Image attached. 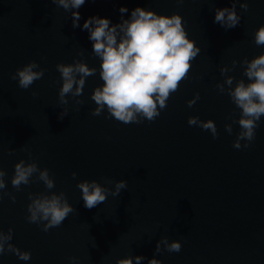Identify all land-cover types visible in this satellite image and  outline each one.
<instances>
[{
	"label": "water",
	"instance_id": "1",
	"mask_svg": "<svg viewBox=\"0 0 264 264\" xmlns=\"http://www.w3.org/2000/svg\"><path fill=\"white\" fill-rule=\"evenodd\" d=\"M241 2L245 0L236 4L240 24L226 31L213 22L214 10L231 7L230 0H86L79 9L81 27L75 29L72 10L51 0H0V169L7 173L3 191L16 197L15 203L8 196L0 200V229L7 233L12 228L11 243L31 253L27 262L6 253L0 264H73L70 257L77 258L75 264L151 259L164 237L182 248L169 253L162 244V252L155 254L162 264H264V117L250 147L235 149L240 127L232 120L239 119L240 110L215 87L227 78L219 69L231 68L233 60L237 66L227 73L235 78L233 87L241 79L248 83L240 62L264 54V46L254 43V32L264 25V0H247V12ZM121 7L129 9L125 19L136 7L180 15L188 38L201 49L189 79L151 123L125 125L106 119V110L91 115L96 105L90 97L103 81L100 60L81 28L92 16L119 23ZM74 60L98 71L86 79L82 96L68 95V104L61 105L56 65ZM33 61L39 65L34 71L45 69L44 76L21 89L10 77ZM196 93L200 99L189 108L187 101ZM65 108L67 116L60 121ZM189 117L212 120L219 137L189 126ZM226 124L232 125V134L225 131ZM20 160L48 169L55 187L47 190L36 182L16 191L11 178ZM84 180H95L111 191L115 182L124 180L127 188L88 210L77 188ZM42 192L65 193L77 210L48 232L25 219L29 193Z\"/></svg>",
	"mask_w": 264,
	"mask_h": 264
},
{
	"label": "clouds",
	"instance_id": "2",
	"mask_svg": "<svg viewBox=\"0 0 264 264\" xmlns=\"http://www.w3.org/2000/svg\"><path fill=\"white\" fill-rule=\"evenodd\" d=\"M65 11H71L72 27H81L79 21L82 19L79 9L83 7L86 0H51ZM95 2V0H88ZM183 3V0H176ZM240 0H230L231 7L216 8L214 23L219 24L226 31L240 24L241 16L237 14L236 4ZM244 12L248 11V2L240 3ZM120 22L113 24L108 18L92 16L87 18L81 28L87 31L88 39L92 45V53L99 58V76L103 81L102 86L94 88L90 99L96 107L91 112L92 116H100L107 111L106 119H115L125 125L140 124L145 120L154 122L163 110L168 107V100L180 90V84L189 79L192 61L199 55L201 49L195 41L188 38L184 28L183 18L178 14L171 16L158 15L152 10L136 7L131 10L129 18L124 15L129 12L126 7L119 8ZM254 43L256 46H264V25L254 32ZM82 56L83 52L78 53ZM237 66V61H232V67H221L222 76L227 77L223 83L215 85L220 94H227L231 102L240 110L239 119H233L232 123H238L240 131L236 136L233 147L237 150L247 149L256 138V129L259 127L261 118L264 117V54L251 60L245 58L240 62L244 69L242 75L248 80L235 81L234 77L227 76ZM39 65L33 61L16 70L10 78L18 80V86L27 90L37 80L44 76L45 69H38ZM56 70L60 73L62 87L58 92L59 103L67 105L66 96L80 97L86 85V79L97 74L98 69L89 67L82 60H74L72 64L59 63ZM227 85V87H225ZM32 95L37 96L36 92ZM200 99L196 93L192 100L187 101L189 108L193 107ZM82 100H76L77 105H83ZM65 108L58 116L62 121L67 116ZM232 117H226L231 119ZM189 126H198L202 130L209 131L213 139L219 137L216 124L212 120L201 121L198 117H189ZM225 131L232 134V125L226 124ZM241 141H245L242 145ZM27 151L26 149H22ZM13 150L9 151V155ZM31 160V153H28ZM7 173L0 169V200L8 196L13 203L16 197L6 188L5 177ZM34 177V179H33ZM73 179L76 173H72ZM43 182L47 190L55 187V181L50 176L48 169L41 170L36 162L20 160L14 165V175L11 185L16 191H21L22 185ZM105 183L113 184L112 180ZM115 190L102 187L100 183L84 180L77 184L82 193L84 207L88 210L98 207L106 202L108 196L117 197L121 190L127 188V182L120 180L114 183ZM30 203L27 205L28 215L25 217L30 224L43 225L42 231L48 232L52 228L60 227L67 217L77 211L69 204L65 193L56 194L29 193ZM13 229L9 228L7 233L0 229V257L6 253L17 256L21 261H29L31 253L21 251L14 246ZM169 253H179L182 245L178 241L168 242L166 237L156 244L154 257L148 259L144 256H134L126 259H118L116 264H162L155 258V254L162 252L161 245ZM75 264L77 258H69Z\"/></svg>",
	"mask_w": 264,
	"mask_h": 264
}]
</instances>
